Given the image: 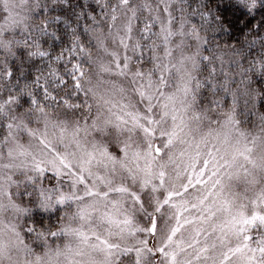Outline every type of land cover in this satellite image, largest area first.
I'll use <instances>...</instances> for the list:
<instances>
[{
  "label": "snow or ice",
  "instance_id": "6c2138e0",
  "mask_svg": "<svg viewBox=\"0 0 264 264\" xmlns=\"http://www.w3.org/2000/svg\"><path fill=\"white\" fill-rule=\"evenodd\" d=\"M0 264H264V0H0Z\"/></svg>",
  "mask_w": 264,
  "mask_h": 264
}]
</instances>
